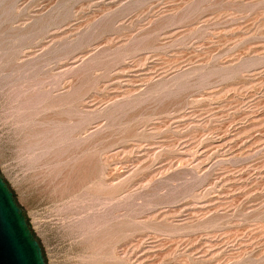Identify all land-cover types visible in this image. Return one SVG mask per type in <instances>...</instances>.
<instances>
[{
  "label": "rangeland",
  "instance_id": "374dc122",
  "mask_svg": "<svg viewBox=\"0 0 264 264\" xmlns=\"http://www.w3.org/2000/svg\"><path fill=\"white\" fill-rule=\"evenodd\" d=\"M0 177L44 264H264V0H0Z\"/></svg>",
  "mask_w": 264,
  "mask_h": 264
},
{
  "label": "water",
  "instance_id": "95a60500",
  "mask_svg": "<svg viewBox=\"0 0 264 264\" xmlns=\"http://www.w3.org/2000/svg\"><path fill=\"white\" fill-rule=\"evenodd\" d=\"M0 264H44L39 245L1 177Z\"/></svg>",
  "mask_w": 264,
  "mask_h": 264
}]
</instances>
